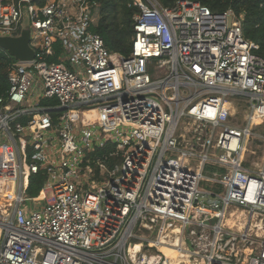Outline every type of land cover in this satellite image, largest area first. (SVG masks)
I'll list each match as a JSON object with an SVG mask.
<instances>
[{
	"label": "built area",
	"instance_id": "obj_1",
	"mask_svg": "<svg viewBox=\"0 0 264 264\" xmlns=\"http://www.w3.org/2000/svg\"><path fill=\"white\" fill-rule=\"evenodd\" d=\"M133 4L125 56L92 31L96 1L0 0V37L29 29L35 51L10 64L0 98V149L20 182L0 212V264H172L162 247L189 263L264 264V57L244 16ZM83 109L100 123L75 119ZM107 143L114 151L94 158ZM235 210L244 224L226 225Z\"/></svg>",
	"mask_w": 264,
	"mask_h": 264
},
{
	"label": "trees",
	"instance_id": "obj_2",
	"mask_svg": "<svg viewBox=\"0 0 264 264\" xmlns=\"http://www.w3.org/2000/svg\"><path fill=\"white\" fill-rule=\"evenodd\" d=\"M3 2L7 0H1ZM16 2L21 0H14ZM42 6L47 0H33ZM99 5V19L97 25L92 28L99 34L107 49L111 52L128 56L131 53L134 31V17L140 12L139 7L133 4V0H93ZM161 5L170 7L179 0H158ZM207 6L213 13L219 14L227 10H233L237 15H243V30L248 39L256 45L255 53L264 57V0H189ZM55 60V58L50 59ZM14 62L12 57L0 48V98L7 97L10 89L8 69ZM57 104L56 101H44L43 106ZM1 107V105H0ZM26 118L20 122L25 123ZM114 151V146L107 143L104 148L95 152L94 158L104 159ZM31 157V150H28ZM119 162L118 158L109 159L113 166ZM46 175L43 171L32 174L26 194L29 197H37L46 183Z\"/></svg>",
	"mask_w": 264,
	"mask_h": 264
},
{
	"label": "bare ground",
	"instance_id": "obj_3",
	"mask_svg": "<svg viewBox=\"0 0 264 264\" xmlns=\"http://www.w3.org/2000/svg\"><path fill=\"white\" fill-rule=\"evenodd\" d=\"M75 119L82 120L85 125H98L100 120L95 115V111H74L72 112ZM258 121V120H256ZM7 148L0 149V187H1V194H0V212L2 215L8 216L10 210H7L6 203L12 201L15 198L16 190H14L11 195L9 194V190L6 187V184L1 181V176L6 173V164L9 163V154L7 153ZM16 179V176H15ZM225 224L229 226L239 225L241 226L244 224V216L242 211H233L230 213V217L225 220ZM165 229V228H164ZM163 229V230H164ZM163 233V232H162ZM141 245L136 244L133 248V254L138 253L140 250ZM161 250L172 260V264H200L199 261L189 263L188 261L184 260L185 252L184 251H173L168 247H162Z\"/></svg>",
	"mask_w": 264,
	"mask_h": 264
},
{
	"label": "water",
	"instance_id": "obj_4",
	"mask_svg": "<svg viewBox=\"0 0 264 264\" xmlns=\"http://www.w3.org/2000/svg\"><path fill=\"white\" fill-rule=\"evenodd\" d=\"M30 42V30L24 29L18 38L0 37V48L18 61L31 62L35 58V51Z\"/></svg>",
	"mask_w": 264,
	"mask_h": 264
},
{
	"label": "rangeland",
	"instance_id": "obj_5",
	"mask_svg": "<svg viewBox=\"0 0 264 264\" xmlns=\"http://www.w3.org/2000/svg\"><path fill=\"white\" fill-rule=\"evenodd\" d=\"M13 61L16 62L17 60L15 58H13ZM85 111H90V110H87V109H83ZM243 116V113L241 114ZM241 120V119H238V121ZM241 124V123H239ZM25 163L26 164H29L30 163V159L27 157V155L25 154ZM107 170H110L111 169L108 167ZM97 173V172H96ZM95 173V174H96ZM13 174H16V168H15V163H14V160L12 159V156L9 158V163L6 164V173H4L2 176H1V181L4 182L6 184V187L7 189L9 190V194L11 195V193L16 190V187L18 186V184L20 182H18V180L16 181L15 179V176H13ZM109 175V171H106V170H101L100 173H97V176H102V180L107 178ZM17 184V185H16ZM86 188H89L88 186ZM49 196H51V194L49 193L48 194ZM26 205H29L31 206L30 203H25ZM42 204H39V206H41ZM11 206V203L10 202H7L6 203V208L7 210H10V207ZM216 221L213 220L211 221L212 224H214ZM147 238H150L151 240L155 239V233L152 234V233H147V232H144L143 233Z\"/></svg>",
	"mask_w": 264,
	"mask_h": 264
},
{
	"label": "crops",
	"instance_id": "obj_6",
	"mask_svg": "<svg viewBox=\"0 0 264 264\" xmlns=\"http://www.w3.org/2000/svg\"><path fill=\"white\" fill-rule=\"evenodd\" d=\"M12 159H13V157H12ZM15 175L17 176V172H16V174H13V176H15Z\"/></svg>",
	"mask_w": 264,
	"mask_h": 264
}]
</instances>
